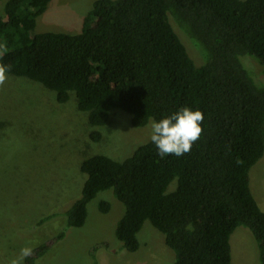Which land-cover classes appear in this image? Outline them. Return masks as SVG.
<instances>
[{"label":"trees","instance_id":"16d2710c","mask_svg":"<svg viewBox=\"0 0 264 264\" xmlns=\"http://www.w3.org/2000/svg\"><path fill=\"white\" fill-rule=\"evenodd\" d=\"M51 1L3 3L0 63L9 66L8 79L54 93L61 109L70 104L90 144L102 141L115 111L141 129L184 107L199 110L203 133L179 157L161 158L149 140L121 161L99 152L79 160L80 196L37 220L47 230L27 245L34 251L23 264H40L67 230L82 228L88 205L105 192L122 206L114 229L121 250L136 252L149 222L173 264H231L230 237L243 228L256 264H264V212L249 187V172L264 156V0H96L79 32L37 33ZM110 207L98 204L104 214ZM102 246L92 247L91 264Z\"/></svg>","mask_w":264,"mask_h":264},{"label":"rangeland","instance_id":"374dc122","mask_svg":"<svg viewBox=\"0 0 264 264\" xmlns=\"http://www.w3.org/2000/svg\"><path fill=\"white\" fill-rule=\"evenodd\" d=\"M95 1L52 0L37 19L36 32H79ZM4 2L0 0V14ZM181 38L199 65V53ZM251 67L260 73L258 65L252 62ZM54 96L21 79H7L0 87V121L10 120L0 128V264L17 258L22 247L43 239L47 228L36 227L38 219L55 214L80 196L84 178L79 160L99 152L121 161L150 140L152 121L136 129L127 114L115 111L102 141L90 144L83 118L70 104L61 109ZM249 187L264 212V156L249 172ZM101 201L111 205L107 214L98 210ZM121 207L109 193L99 194L88 205L85 225L67 230L40 264H91L89 253L100 243L98 264H173L174 254L165 245L164 236L149 222L138 234L139 249L134 253L121 250L114 236ZM230 246L231 264H256L253 239L245 229L234 231Z\"/></svg>","mask_w":264,"mask_h":264},{"label":"clouds","instance_id":"9594fccd","mask_svg":"<svg viewBox=\"0 0 264 264\" xmlns=\"http://www.w3.org/2000/svg\"><path fill=\"white\" fill-rule=\"evenodd\" d=\"M7 52L6 43L0 44V59ZM9 66L0 63V87L8 79ZM204 115L201 111H193L187 107L166 116L159 121L151 123L150 141L156 146L161 158L167 155L177 157L191 151L192 145L200 139L203 129L201 124ZM186 230L192 231V225L186 226ZM32 247H22L17 258L12 259L9 264H23V261L33 255Z\"/></svg>","mask_w":264,"mask_h":264}]
</instances>
